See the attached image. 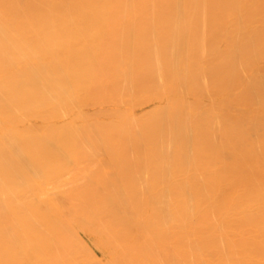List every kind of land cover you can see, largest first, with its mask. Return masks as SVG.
<instances>
[{
  "label": "bare ground",
  "instance_id": "bare-ground-1",
  "mask_svg": "<svg viewBox=\"0 0 264 264\" xmlns=\"http://www.w3.org/2000/svg\"><path fill=\"white\" fill-rule=\"evenodd\" d=\"M0 179L16 264H264V0H0Z\"/></svg>",
  "mask_w": 264,
  "mask_h": 264
},
{
  "label": "rangeland",
  "instance_id": "rangeland-1",
  "mask_svg": "<svg viewBox=\"0 0 264 264\" xmlns=\"http://www.w3.org/2000/svg\"><path fill=\"white\" fill-rule=\"evenodd\" d=\"M1 182H2V183H1ZM0 184H6V185H7L8 183H7V181H4V180L2 181V180L0 179ZM6 185H5V186L3 185V187H6ZM0 186H1V185H0ZM3 187H1V188H3ZM1 188H0V192H3V193H4V196H3V197H5V198H3V197H2L3 194L0 193V197H1V199H2V200H0V201H1V203H0V206H1L0 209H2L3 211L5 210V212H2V211L0 210V220H1V221H0V232H1L0 234H3V233H4L3 236H4L5 238H7V239H6L7 241L5 240L4 237H2V239H1V236H0V242H1L0 246H1V249H2V250H0V255H2V256H0V258H1V260L3 259V260H2L3 262L6 261V262H4V263H6V264H8V263L10 264L11 261H13V260H14V261H13L12 264H16V263H17V262H16V261H17V257H16L17 250H15L16 247H14V246H16V239L14 238V237H15V235H14L15 233L13 232L14 229L12 228V227H13V226H12L13 224L11 223V221H12V219H11L12 216L9 214V213H10V210H9V208H10L9 205H10V204H9V203H10V202L8 203L9 205L7 204L8 201H11V197H10V195H9V191H10L9 188H10V187L8 188V186H7L5 189L3 188L4 191L1 190ZM6 189H8V191H7ZM6 192H7V193H6ZM5 195L9 196L10 198H9V197L7 198V196H5ZM4 200H5V202H4ZM6 200H7V201H6ZM5 203H6V204H5ZM5 205H8L9 207H8V206H5ZM2 207H3V208H2ZM7 207H8V210H9V211H7V209H6ZM6 212H7V213H6ZM2 213H4V214L6 213V214L4 215V214H2ZM2 216L5 217V220L7 219L6 222L4 221V218H2ZM6 216H7V217H6ZM8 216H9V217H8ZM10 217H11V218H10ZM3 221H4V222H3ZM7 221H8L9 223H11V225L7 224V223H8ZM1 223H2V224H1ZM4 223H5V224H4ZM3 224H4V225H3ZM6 225H7V226L9 225V226H11V227H7ZM5 226H6V227H5ZM1 227H4V228H1ZM7 228H9V229H13V231H12V230H9V229H7ZM4 229L9 230V232H11V234H9V236H11L12 234H13V236L9 238V236L7 235L9 232H7V231L5 232ZM1 230H2V231H1ZM12 232H13V233H12ZM5 235H6V236H5ZM7 236H8V237H7ZM11 238H12L13 240L15 239V240H14L15 243L12 241ZM9 239H10L12 242H10ZM3 240H5V241H3ZM8 241L10 242V244H9ZM5 242H6V244H8V247L11 249V251H8V250H10V249H9L8 247H6L5 245H3ZM11 244H12V246H9V245H11ZM14 244H15V245H14ZM13 245H14V246H13ZM4 246H5L6 248H8V249H5ZM12 247H13V249H12ZM3 250H6V251H3ZM1 251H3V252L1 253ZM14 251H15L16 254H15V253H12V252H14ZM4 252L7 253V254H4ZM9 252H11V253H9ZM14 254H15V255H14ZM4 255H5V257H7L8 259L4 260V258H5ZM6 255H7V256H6ZM10 256H11V258H10ZM14 256H15V257H14ZM13 257H14V258H13ZM9 258L11 259L10 261H9ZM12 258H13V259H12ZM15 258H16V259H15ZM1 260H0V264H1V263L3 264V262H1ZM14 262H16V263H14Z\"/></svg>",
  "mask_w": 264,
  "mask_h": 264
}]
</instances>
